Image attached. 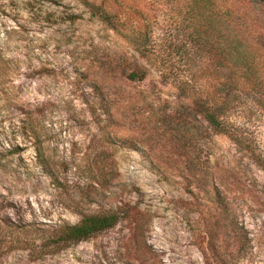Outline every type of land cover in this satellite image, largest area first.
Here are the masks:
<instances>
[{"label": "rangeland", "instance_id": "1", "mask_svg": "<svg viewBox=\"0 0 264 264\" xmlns=\"http://www.w3.org/2000/svg\"><path fill=\"white\" fill-rule=\"evenodd\" d=\"M119 209L93 238L32 250ZM0 264H264V1L0 0Z\"/></svg>", "mask_w": 264, "mask_h": 264}, {"label": "trees", "instance_id": "2", "mask_svg": "<svg viewBox=\"0 0 264 264\" xmlns=\"http://www.w3.org/2000/svg\"><path fill=\"white\" fill-rule=\"evenodd\" d=\"M90 8L93 15L98 16L107 26L116 31H121L123 23H120L114 14L106 11L101 6L91 3ZM132 32L134 33L132 36L135 38L138 51L142 57L150 60V53L152 52V54H154V50L152 51L151 49L153 43H151L152 41L149 31ZM146 75L147 71L137 68L129 73L128 78L131 80H140L144 79ZM188 87L189 91H186V95H191L195 106L199 108L198 112L202 114L209 125L216 131L229 133L232 138L236 139L234 133L226 130V125H224V122L219 118L214 106H209L208 102H206L207 99H204L203 96L197 94L196 90H194V86H191L190 83H184L183 88L186 89ZM124 217H126V214H124L121 209L104 211L84 215L82 219L75 224L63 223L52 229H42V234L38 237L40 244L37 248L32 247V250L37 254L36 257L44 256L46 254H55L72 244L88 240L115 227ZM38 241L36 240L34 244H37L36 242Z\"/></svg>", "mask_w": 264, "mask_h": 264}]
</instances>
